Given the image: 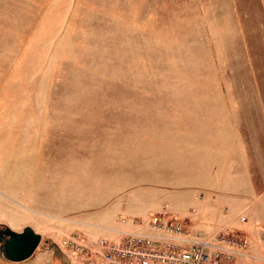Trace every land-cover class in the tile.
<instances>
[{
    "label": "rangeland",
    "instance_id": "rangeland-1",
    "mask_svg": "<svg viewBox=\"0 0 264 264\" xmlns=\"http://www.w3.org/2000/svg\"><path fill=\"white\" fill-rule=\"evenodd\" d=\"M124 169L176 177L146 206L264 264V0H0V230L43 239L0 264H71L62 241L95 243L80 219Z\"/></svg>",
    "mask_w": 264,
    "mask_h": 264
},
{
    "label": "built area",
    "instance_id": "built-area-1",
    "mask_svg": "<svg viewBox=\"0 0 264 264\" xmlns=\"http://www.w3.org/2000/svg\"><path fill=\"white\" fill-rule=\"evenodd\" d=\"M146 226L117 242L99 239L93 245L74 234L61 248L71 264H245L251 257L245 236L197 237L168 207L152 214Z\"/></svg>",
    "mask_w": 264,
    "mask_h": 264
},
{
    "label": "crops",
    "instance_id": "crops-1",
    "mask_svg": "<svg viewBox=\"0 0 264 264\" xmlns=\"http://www.w3.org/2000/svg\"><path fill=\"white\" fill-rule=\"evenodd\" d=\"M194 162L196 166L199 165V161L195 160ZM201 165L204 166L203 163ZM205 165L207 166L206 170H209V164L206 163ZM120 166L128 168V160H125ZM241 166L242 168H245L243 160ZM178 168H180V165H178ZM189 168L191 171L194 169L192 166ZM159 172L162 175L163 168H161ZM215 172V170L212 172L207 171L206 175L214 176ZM167 174L170 175V173ZM135 175V173L128 169L118 170L114 173V186L112 184V186H104L103 188L101 187L97 190L98 192L100 191V194L97 196L101 199L94 201L93 206H89L93 209H91L90 212H95L94 217L87 216L85 217L86 219L83 217L80 219V223L82 222L81 226H84L80 228V230L81 232H84V235L89 237H86L89 242H96L99 239H108L110 241L117 242L125 233L145 231L147 229L146 225L150 219V216L155 214L154 212H160L162 209L167 207V205L165 207L161 206V199L156 203L150 201L148 206H146V200L149 199L147 194L158 193L160 190L166 188H178V182H175L176 177L169 180L171 182H168L164 178L163 179L166 181H162L161 177L159 179L152 178L151 180L147 179L148 177L142 178ZM171 175L175 176L172 173ZM194 175L195 176L192 179L195 181L190 182L185 178L181 183L183 185L196 183L198 188L199 186H203L204 183H199L197 180L198 175H196V173H194ZM168 208L170 209L169 206ZM98 209L103 210L102 212H99ZM92 218L105 220V222H107V224L102 227L104 231L100 230L102 231L100 232L98 230V224H91L89 221H87V219ZM123 220L125 223L122 222ZM31 228L34 230L33 226H31ZM35 232L37 233V231ZM215 235L216 232L209 236L196 234V236L200 238H210Z\"/></svg>",
    "mask_w": 264,
    "mask_h": 264
},
{
    "label": "water",
    "instance_id": "water-1",
    "mask_svg": "<svg viewBox=\"0 0 264 264\" xmlns=\"http://www.w3.org/2000/svg\"><path fill=\"white\" fill-rule=\"evenodd\" d=\"M4 234L9 237L4 245L5 257L9 262L22 263L31 259L42 243V236L32 228H26L22 233L6 229Z\"/></svg>",
    "mask_w": 264,
    "mask_h": 264
},
{
    "label": "flooded vegetation",
    "instance_id": "flooded-vegetation-1",
    "mask_svg": "<svg viewBox=\"0 0 264 264\" xmlns=\"http://www.w3.org/2000/svg\"><path fill=\"white\" fill-rule=\"evenodd\" d=\"M7 238V239H6ZM9 237H7L5 234H4V231L3 230H0V243L4 242L5 240L8 241ZM6 242V241H5Z\"/></svg>",
    "mask_w": 264,
    "mask_h": 264
}]
</instances>
